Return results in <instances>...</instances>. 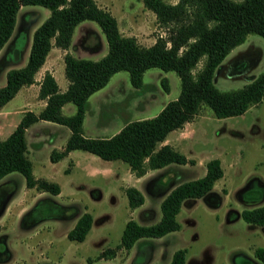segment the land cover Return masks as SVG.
<instances>
[{
  "label": "trees",
  "instance_id": "16d2710c",
  "mask_svg": "<svg viewBox=\"0 0 264 264\" xmlns=\"http://www.w3.org/2000/svg\"><path fill=\"white\" fill-rule=\"evenodd\" d=\"M141 1L166 30L164 36H156L149 45L140 44L133 35L122 34L115 17L109 10L98 6L95 0H0V48L11 35L21 5L39 4L49 10L48 15L32 30L24 64L6 70L5 82L0 85V106L19 87L34 81V73L51 46L68 47L73 28L81 20H93L107 45L106 51L96 59L74 56L69 52L63 54V74L67 79L64 90H59L52 74L48 71L43 73L37 91V96L45 99L43 107L37 112L25 110L7 136L0 138V178L7 172L17 171L22 174L25 186L50 194L59 192L57 182L33 175L31 162L26 155L24 132L38 119L50 120L69 128L62 148L50 150L51 161L58 160L71 149H80L102 159L121 160L133 174L140 176L149 168L193 161L169 144L157 147V143L168 131L194 118L201 106L209 107L216 117H224L240 114L261 100L264 96V69L250 75L242 86L232 89L217 88L212 78L223 57L248 33H256L264 38V0ZM14 50L17 52L19 49L16 46ZM199 60H202L201 65L193 70ZM149 67L173 70L177 74V96L166 101L154 115L126 120L108 136L84 135L82 120L87 97L101 88L118 70H126L132 86L138 87L143 71ZM160 83L167 88L165 78H161ZM66 102L74 104L71 114L61 111V106ZM67 170L69 166L65 168ZM221 175L219 159L211 157L205 162L203 175L185 180H167L162 189L165 193L159 203L158 220L141 224L129 217L124 222L119 242L102 248L97 256L112 257L118 248L129 249L141 240L136 242L137 246L140 245L137 255H143L139 259L135 255L133 262L144 263L151 246L147 239L179 228L175 215L183 199L204 196L210 206L219 204L220 195L212 190V185ZM121 189L130 208L143 202V195L136 187L127 185ZM0 196V203L6 200L2 191ZM1 209L0 206V212ZM42 209L46 211L42 212ZM74 210L73 204H61L50 197H42L22 214L20 224L30 227L42 218L57 219L68 212L72 214ZM239 215L247 223L264 226V202L241 209ZM91 221L92 216L88 211L81 212L67 230L66 237L81 241ZM184 254V247L175 249L167 264H183ZM232 256L233 264H264V245L255 246L252 257L240 251Z\"/></svg>",
  "mask_w": 264,
  "mask_h": 264
},
{
  "label": "rangeland",
  "instance_id": "374dc122",
  "mask_svg": "<svg viewBox=\"0 0 264 264\" xmlns=\"http://www.w3.org/2000/svg\"><path fill=\"white\" fill-rule=\"evenodd\" d=\"M106 1L108 5L112 3L110 0ZM112 1L114 5H120L119 0ZM165 1L171 2L173 0ZM121 2L120 7L126 14H131L130 18L127 17L128 19L119 21L122 33L135 34L133 36L136 38L137 42L143 45H147L152 38L158 35H165L166 30L164 26L158 24L156 20H151V23L147 24L145 28L141 26L142 23L139 19L143 23H149V12H146L143 16L139 14L142 7H144L141 0H121ZM48 13V8L39 4L21 5L18 9L15 17V24L9 36L10 40L8 38V43L4 44L0 49L1 85L5 82V68L7 66L11 64H24L27 56L26 54L28 53L32 29L39 24ZM111 14L114 16L112 12ZM114 17L118 20L116 13ZM85 30L86 34L81 42L84 41V45L95 48V51H87L84 57L96 59L106 51L107 45L103 33L93 20L84 19L75 25L72 38L75 39L77 35L75 43L78 44L73 45L72 51L74 54L82 52L84 54V51L79 46V42L82 39H80L81 34L84 33ZM15 44L19 49L17 52L16 50L13 51V49L16 48ZM52 47V51H58L54 48V45ZM55 57L56 58L50 59V61H52L53 66L58 67L59 55ZM21 59L22 62L20 63ZM201 62L202 60H199L193 70L197 69L201 65ZM146 69L148 70L145 72L143 80L152 83L153 87L147 90L146 93L141 89L137 90V93L139 92V99L145 96L148 97L151 93L154 94V99L146 110L148 114H151L155 112L161 104L177 96L179 91V79L173 70L163 71L158 67H149ZM263 69L264 38L251 32L246 35L241 43L229 50L221 66L215 68L212 79L217 88L224 90L232 89L242 86L245 80L249 78V75L257 74ZM158 71L165 75L168 91L163 89L157 78ZM55 76L59 85H62L66 80L62 67H60V70L57 69L55 71ZM133 89L134 87L129 81L126 70H118L112 73L108 81L101 88L92 92L88 97L89 112L87 110L85 111L83 123L85 131L97 132L101 130L102 128H97L95 125V122L99 120L111 121V124L105 131L107 133L118 128L119 124L124 122L120 110L125 109L126 104L128 105L130 102ZM100 103L102 104L100 105ZM92 110H95L94 113ZM99 110H101L100 119L98 117ZM245 110L243 114L216 117L209 107L203 105L194 117V121H198L206 131L212 134L211 139L208 137L206 138L208 142L212 143V147L215 146V148H218V145L222 142L237 143L242 152L240 167L243 169H250L255 175L262 174L264 176V96L258 103L251 104ZM73 111L74 104L72 102H67L62 113L71 114ZM63 127L65 129L67 128V126ZM77 151L90 154L80 149ZM206 152L208 153V151ZM95 157L100 159L98 156ZM61 163L65 165L64 168H66V162L62 161ZM122 163L126 165L125 162ZM166 170L167 169H165V171ZM11 176L15 177L12 181L2 178L4 181L0 182V188H2L0 191H2L6 197V200L0 203L2 207L0 215L3 213L11 197L17 192L16 182L19 183L20 180L24 179L22 174L17 171H12L3 177ZM153 178L154 175L147 178L141 185L142 192L146 195V201L149 207L155 205V200L153 196L147 192L145 184L149 181L148 186H150L151 189H156L158 187V180H156L157 178ZM215 191H218L221 196L220 204L217 207H211L207 204L204 196L196 197L194 202L193 200H188L185 203L181 202L180 208L175 215L179 223V228L165 233L156 243L150 241L152 243L150 252L145 262L142 264H167L172 251L180 247H185L188 253H192L191 256L196 257L197 255V258L202 259V261H199L197 264H233L232 255L237 251L252 257V250L255 245L248 243L249 245L245 246L248 242H246L248 234L252 232L251 227H249V224L244 222L240 216L232 220H227L226 218L232 209H238L243 206L237 199L239 195L235 193L234 189H231L226 195H223L220 190ZM44 193V195H40L32 201L22 212L20 211L25 205L27 198H21L20 202L17 201L9 205L5 214L0 217V264H135L133 258L137 255L138 247L140 246H137L135 243L129 249L123 247L118 248L112 257L104 258L97 256L98 252L102 249H100L101 245L103 247H111L119 240L124 221L127 219V205H120L118 203L119 206L114 211V216L111 210L109 214H99L97 216L95 220L96 223L101 218L102 220L107 219L102 223L105 226L103 235L106 237H103L86 248L81 242L63 238L64 231L70 225L69 219H73L75 216L74 214L79 213L83 208L80 204H74L75 210L72 214L68 212L66 216L57 218L59 220L58 225L54 224L52 226L51 221L53 219L47 217L40 219L30 227H24L20 224L22 214L26 210H29L42 197H50L61 204H70L74 202L67 200L65 197L60 198L49 192ZM122 199L126 202L124 192L122 194ZM191 202L193 203L191 204ZM101 206L104 207L106 205ZM154 209L155 214L146 215L145 212L139 210L133 213L131 218L141 223L153 222L156 220V216L157 218L159 217V208L157 207V210L156 208ZM44 210L45 209H42L41 211L45 212L46 210ZM17 213H19V215H17ZM40 222L42 223L38 228L42 232V235L48 229L47 227H49L51 230V232L49 231V235H52L55 239V247H53L50 253L53 259L50 258L49 261L36 260L35 257H39V255L35 256L37 250L32 249L34 246L33 242H35L40 235V232L36 234L33 230ZM260 227V237L264 238V226ZM74 250L75 256L72 257L71 253H73ZM57 254H59L58 258L62 256L61 260L56 258ZM208 254L209 259H206ZM142 255L143 254L139 253L137 258L139 259ZM194 262V258H188L184 264H194Z\"/></svg>",
  "mask_w": 264,
  "mask_h": 264
},
{
  "label": "crops",
  "instance_id": "0c3cea01",
  "mask_svg": "<svg viewBox=\"0 0 264 264\" xmlns=\"http://www.w3.org/2000/svg\"><path fill=\"white\" fill-rule=\"evenodd\" d=\"M110 1L112 3L108 5L106 0H95L98 6L110 10L114 14V16L115 13L117 14L118 20L117 18L115 19H116L117 27L121 32L122 30L120 28L119 21L130 18L131 14H126L125 11L120 7L122 3L121 0H119L120 1L119 6L114 5L112 0ZM175 1L176 0H173L171 2H175ZM146 12H149L148 15L149 23H143L139 19V21L142 23L141 26L143 28H145L147 24H150L151 20L152 21L155 20L154 13L145 6L142 7L139 14L140 16H143ZM85 34H86V30L84 33L81 34L80 39L81 38L82 39L79 42V46L84 51V54L83 52L79 54L77 53L74 54L72 51L73 45L78 44L75 43L77 35L75 39H73L71 35V40L67 48L54 46V48H56L58 51L56 50L52 51L53 47L51 46L47 54L45 55L43 63L34 73V81L19 87V89L10 99L0 106V138H4L5 136H7V134L14 128V126L16 125V123L18 122V120L20 119V117L22 116L25 110H32L34 112H37L40 108L43 107L45 103V99L39 98L37 96V91H38L39 81L45 71H48L50 74H52V76L54 77L57 83L59 90L65 89L67 85V79L62 85H59L55 76V71L57 69L60 70V67H62L63 69L62 56L65 52H69L74 56L84 57L87 51L88 52L95 51V48H91L88 45L87 46L84 45V41L81 42L84 39L83 37L85 36ZM122 34L131 35L132 33L124 32ZM154 39L155 38H152V40L147 45L151 44L154 41ZM6 43H8V40L4 44ZM58 55H59V65L58 67H55L52 65V61H50V59L56 58L55 56ZM224 58L225 56L220 61L218 66H221ZM22 59L20 63L22 62ZM11 65L7 66L5 69L7 70L10 67H18L23 64L21 65L11 64ZM147 70L148 69H145L142 73L140 86L138 87L133 86L134 89L132 91L131 100L128 103V105L126 104L125 109L120 110L123 115L124 122L129 119L152 116L156 112H158V110L165 103L164 102L163 104H161L155 110V112L148 114L146 110L149 108L150 104L152 103L154 99V94L151 93L148 97L145 96L142 99L138 98L139 92L137 93V90L141 89L144 90V93H146L147 90L153 87L152 83H148L143 80V76ZM157 74H158L157 78L159 79V81L161 78H165V84L167 88H163V89L168 91V84L166 82V77H164L165 75H163L159 71L157 72ZM246 81L247 80H245V82ZM88 97H87L86 110L89 112ZM66 103H64L61 106V111L64 109ZM101 104L102 103H100V105ZM92 111L94 113L95 110ZM245 111L246 110H244L240 114H243ZM98 114H99L98 117L100 119L101 110H99ZM229 116H233V115H229ZM84 117H85V112L82 120V132L86 136H108L114 133L115 131H117L124 123L121 122L118 128L107 133L105 131L111 124V121L99 120L98 122H95V125L97 126V128H102L101 130H98L97 132H86L83 127ZM63 126L65 125L44 119H38L33 123H31L28 127H26L24 132L26 153L31 162V169L34 176L45 177L49 180L57 182L60 186V190L57 194H55L56 196L60 198L65 197L67 200L74 201L73 203L70 204L74 205L76 203V204H80L83 207L79 213L74 214L75 216L73 217V219H69L70 225L64 231L63 238H67L66 237L67 230L74 224L77 216L81 212L88 211L91 214L92 216L91 225L88 231L86 232L84 238L81 241L71 240V241L81 242L86 248H88L91 244L97 242L98 240L102 239L103 237H106L103 235L105 226L102 223H104L107 219L102 220L101 218L96 223L95 220L99 214L106 215L109 214L111 210L112 215L114 216L115 214L114 211L119 206V204L127 205L126 206V208L128 209L127 219L131 217L133 213L139 210L145 212L146 215L155 214L154 208H156V210L157 207L159 208L160 200L162 199L165 193V190H162L164 189L163 186L165 182L169 179L178 178L180 180H185V179L196 178L203 175L205 172V162L211 157H217L220 161V165L222 168V175L214 181L212 185V190L213 189L220 190L223 195H226L231 189H234L235 193L239 195V198H237L238 201L240 202V204L241 203L243 204V206L239 207L238 209H232L230 213L226 216L227 220L238 218L240 216L239 215L240 210L245 207L250 208L256 205H260L264 202V176L262 174L255 175V173L250 169L247 168L243 169L240 167V159L242 157V152L238 144L233 142H222L218 145V148H215V146L212 147V143L206 140L207 137L211 139L212 134L206 131V129L202 126V124L198 123V121H194V118L185 121L180 127L168 131L165 137L157 143V147L162 144H169L175 150L181 152L187 159H192L193 161L191 163L185 162L182 164H169L167 166L159 167V168H149L145 171V173H143L140 176H136L135 174H133L129 170L127 164L124 165L122 163L123 161L121 162V160L120 161H117L118 159L106 160L100 158L99 156L98 157L100 159H98L97 157H95L97 155L95 154L93 155V153L91 152H89L90 154L79 152L77 151L78 149H71L67 152L66 155L62 156L58 160L51 161L49 159L50 150L51 149L60 150L67 136L69 135V128L67 127L65 129ZM206 151H208V153ZM62 161L66 162V167L69 166V170L65 171L64 168L65 165L61 163ZM165 169L167 170L165 171ZM10 172H7L3 176H6ZM153 175L154 178H157L156 180H158L157 183L158 187L156 189L154 188L155 189L154 190L151 189L150 186H148L149 181L145 184V188L147 192H149L155 200V205L149 207V205H147L146 195H144V193L142 192L141 185L147 178L152 177ZM3 176L0 178V182L4 181L2 178L11 181L12 179L15 178L14 176L11 177H3ZM23 181L24 179L20 180L19 183L16 182L17 192L11 197L10 201L8 202L7 206L5 207L0 217H2L5 214L9 205L14 204L17 201L20 202L21 198L24 199L27 198V201L25 202V205L22 207V210L20 212L24 211L27 208V206L32 201H34L38 196L45 194L44 192L46 191H38L34 187L25 186V183ZM127 185H132L136 187L143 195V202L134 208H130L128 206L127 199L126 202L124 201V199H122L123 191L121 190V187ZM215 192L218 193V191ZM195 198H185L181 202L185 203L188 200H193L194 202ZM193 202H191V204ZM101 205H106V206L103 207ZM218 205H216L215 207H217ZM19 213H17V215H19ZM158 216H160V210ZM158 218L156 216V220H158ZM127 219H125V221ZM156 220H154L153 222H155ZM51 222H52V226L54 224L56 225L59 224L58 219H53ZM153 222H145V223L138 222V223L150 224ZM41 223L42 222L38 223L33 230V232H36V234L40 232V235L38 236L37 240L33 242L34 246L32 249L37 250L35 256L39 255V257H35L36 260L49 261V259L52 258L50 253L53 247H55L54 246L55 239L53 238L52 235H49V231L51 232L49 227H47L48 229L42 235V232L38 228ZM247 224H249V227H251L252 232L248 234L246 240V242L247 241L248 242L245 246L249 244H253L255 246L264 244V238L260 237L261 227L256 224H251V223H247ZM161 237L162 235L158 237H150L147 240L156 243L158 242L157 240L160 239ZM118 242L119 240L115 244H117ZM136 242L135 244L137 245V243L141 242V240L138 241L137 243ZM101 248L104 247L101 245L100 249ZM74 253L75 250L73 251V253H71L72 257L75 256ZM191 254L192 253H188L185 248L183 264L187 261L188 258H194L195 259L194 264H197L199 261H202V259L197 258V255L196 257H193L191 256ZM58 255L59 254L56 255V258L61 260L62 256L58 258ZM206 259H209V254L206 257Z\"/></svg>",
  "mask_w": 264,
  "mask_h": 264
}]
</instances>
